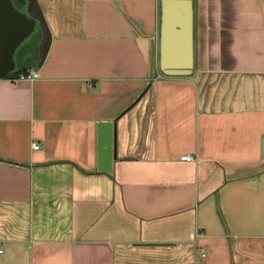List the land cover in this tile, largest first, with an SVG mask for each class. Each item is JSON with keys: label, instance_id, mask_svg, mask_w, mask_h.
Returning a JSON list of instances; mask_svg holds the SVG:
<instances>
[{"label": "crops", "instance_id": "obj_1", "mask_svg": "<svg viewBox=\"0 0 264 264\" xmlns=\"http://www.w3.org/2000/svg\"><path fill=\"white\" fill-rule=\"evenodd\" d=\"M159 2L38 0L39 76L0 79V264H264V0H193L188 77Z\"/></svg>", "mask_w": 264, "mask_h": 264}, {"label": "water", "instance_id": "obj_2", "mask_svg": "<svg viewBox=\"0 0 264 264\" xmlns=\"http://www.w3.org/2000/svg\"><path fill=\"white\" fill-rule=\"evenodd\" d=\"M193 0H160L158 69L165 77H188L194 69ZM51 33L38 0H0V79L38 70L48 53ZM112 122L97 124V170L111 172ZM264 158V137L262 138Z\"/></svg>", "mask_w": 264, "mask_h": 264}, {"label": "built area", "instance_id": "obj_3", "mask_svg": "<svg viewBox=\"0 0 264 264\" xmlns=\"http://www.w3.org/2000/svg\"><path fill=\"white\" fill-rule=\"evenodd\" d=\"M14 77H12L11 79L13 81H34L35 79L38 78V72L34 71V70H29V71H22L20 73H17L15 75H13ZM38 145H34L33 149L36 150L38 149ZM186 161H191L192 157L191 156H187L185 158ZM2 252L1 248H0V253ZM201 256L204 257L205 254L202 252Z\"/></svg>", "mask_w": 264, "mask_h": 264}, {"label": "trees", "instance_id": "obj_4", "mask_svg": "<svg viewBox=\"0 0 264 264\" xmlns=\"http://www.w3.org/2000/svg\"><path fill=\"white\" fill-rule=\"evenodd\" d=\"M13 76H11L10 78H12Z\"/></svg>", "mask_w": 264, "mask_h": 264}]
</instances>
